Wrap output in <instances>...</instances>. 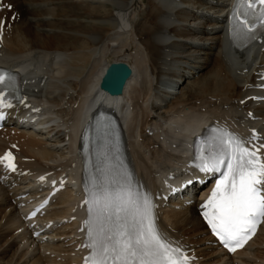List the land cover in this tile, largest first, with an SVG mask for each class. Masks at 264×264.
I'll list each match as a JSON object with an SVG mask.
<instances>
[{
    "label": "bare ground",
    "instance_id": "1",
    "mask_svg": "<svg viewBox=\"0 0 264 264\" xmlns=\"http://www.w3.org/2000/svg\"><path fill=\"white\" fill-rule=\"evenodd\" d=\"M7 1L13 10L0 14L16 16L12 20L8 16L1 54L9 63H21L24 88L41 97L49 114L46 130L23 128L17 135L21 154L34 158L31 169L51 164L72 179L78 164L77 133L84 117L102 102L118 107L139 178L145 184L152 179L143 185L156 191L166 169L187 170L192 158L188 139L208 120L219 119L240 131L250 122L239 100L249 93L255 71L264 70V49L255 43L233 45L225 30V11L232 0ZM115 50L124 53L133 73L122 93L111 95L98 83L110 61L108 53ZM244 104L250 107L251 101ZM255 108L259 115L255 123L264 130V104ZM6 145L0 136V151ZM4 186L0 183V210L9 211L0 212L4 215L0 243L4 233L19 226L9 201L13 188ZM81 192L75 184L60 192L50 214L62 215L73 208ZM179 204L160 201L159 223L168 236L183 237L194 246L205 264H260L264 224L248 248L226 257L212 244L196 205L176 207ZM68 225L55 230L52 236L59 241L52 243L34 244L17 233L11 244L12 239L8 245L1 243L0 264H69L71 249L66 244L82 239L75 228L67 230ZM11 245L16 246L17 258L6 252Z\"/></svg>",
    "mask_w": 264,
    "mask_h": 264
},
{
    "label": "snow or ice",
    "instance_id": "2",
    "mask_svg": "<svg viewBox=\"0 0 264 264\" xmlns=\"http://www.w3.org/2000/svg\"><path fill=\"white\" fill-rule=\"evenodd\" d=\"M241 8L264 28V0H237V13ZM257 23L249 26L245 19L242 22L245 34L254 33ZM4 26L5 21L0 20V34ZM11 80L10 73L0 70V108L13 106L2 91ZM0 119H4L3 112ZM252 138H259L255 130ZM245 145L236 134L214 129L206 146L202 142L196 148L199 171L220 173L203 205L208 209L204 216L214 235L231 252L244 247L264 222V157L260 155L264 144L252 148ZM14 159L10 151L0 157V161H8L5 167L13 171ZM93 187L95 190L86 201L90 219L85 222L89 239L85 246L91 251L85 264H189L190 258L181 247L174 246L160 232L150 194L139 192L126 175L114 177L105 172Z\"/></svg>",
    "mask_w": 264,
    "mask_h": 264
},
{
    "label": "water",
    "instance_id": "3",
    "mask_svg": "<svg viewBox=\"0 0 264 264\" xmlns=\"http://www.w3.org/2000/svg\"><path fill=\"white\" fill-rule=\"evenodd\" d=\"M129 71H131V69H129L125 63H112L103 76L101 85L111 92L119 91Z\"/></svg>",
    "mask_w": 264,
    "mask_h": 264
},
{
    "label": "rangeland",
    "instance_id": "4",
    "mask_svg": "<svg viewBox=\"0 0 264 264\" xmlns=\"http://www.w3.org/2000/svg\"><path fill=\"white\" fill-rule=\"evenodd\" d=\"M13 10V9H12ZM114 52V53H113ZM116 52V53H115ZM123 56H124V53L122 54V52H120V51H117V50H115V51H112V52H109L108 53V55H107V59H109V60H111V59H115V57H118L117 59H123ZM121 57V58H120ZM2 211H4V209H3V207H2V209L0 210V212H2ZM8 211L9 210H7V212H4L5 214L6 213H8ZM3 214V213H2ZM3 217H4V215H2V219H3ZM1 226H2V223H0V234H1V232H2V230H1ZM8 233H12V231L11 232H8ZM5 235H7V233L5 234L4 233V236ZM13 237H12V241L10 242V244L13 242V239H14V236H16L17 234H15V232L14 233H12L11 234ZM1 237V236H0ZM3 238V237H2ZM2 241H4L5 242V244H7L10 240H9V237L7 236V237H5L3 240H1V242ZM3 244V243H2ZM8 245V244H7ZM0 247H1V243H0ZM10 249H9V252H7V254H9V255H11V257H15V258H17V254H16V252H15V248H16V246H15V248H14V246L12 247H9ZM14 250V251H13ZM13 253V254H12ZM14 254H16V255H14ZM3 254L1 253V255L0 256H2ZM8 255V256H9ZM6 257V256H5Z\"/></svg>",
    "mask_w": 264,
    "mask_h": 264
}]
</instances>
